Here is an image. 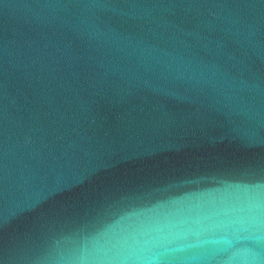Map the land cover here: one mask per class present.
<instances>
[{"label":"water","instance_id":"obj_1","mask_svg":"<svg viewBox=\"0 0 264 264\" xmlns=\"http://www.w3.org/2000/svg\"><path fill=\"white\" fill-rule=\"evenodd\" d=\"M0 264H264V0H171L0 208Z\"/></svg>","mask_w":264,"mask_h":264}]
</instances>
